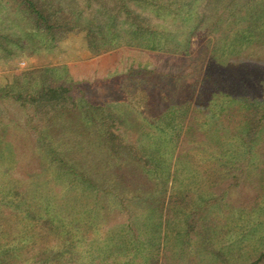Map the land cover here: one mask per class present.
Listing matches in <instances>:
<instances>
[{"label":"trees","instance_id":"1","mask_svg":"<svg viewBox=\"0 0 264 264\" xmlns=\"http://www.w3.org/2000/svg\"><path fill=\"white\" fill-rule=\"evenodd\" d=\"M222 24L232 34L231 53L246 51L251 61H227L220 56L221 52L212 49L206 50L208 62L197 65L195 62L203 51L193 53L194 39L204 40ZM72 32L84 34L93 55L131 46L187 57L189 62L183 71L197 75L202 87L199 93L205 91L209 96L208 105L201 107L202 101L195 102L193 97L188 106H183L177 97L168 94L143 98L140 102H132L131 98L130 102L125 99L127 103L122 98L98 101L85 86L88 82L74 79L66 66L16 73L12 82L0 87V101L10 100L22 108L26 125L40 136L58 180L69 185V193L82 188L90 194L99 191L112 194L131 214L122 235L110 234L105 242L93 243L106 260L99 264H209L205 259L210 242L207 237L202 240L197 237L201 236L199 231L207 211L218 203L219 197L203 200L186 219L179 221L178 230L173 232L172 219H165L163 227L162 219L154 218L159 206L175 215L169 201L167 204L164 197L149 192L144 177L139 182L132 180L124 168L129 165L126 159L131 158L143 174L158 172L162 160L150 156L143 148V132L156 139V130L177 137L183 129L187 136H192L191 132L198 128L207 139L200 142L205 150L219 131L208 127L209 118L216 124L214 118L219 115L242 128L237 136L239 154L263 153L264 0H0V61L14 57L15 49L24 45L52 48ZM208 45L202 44V48L207 49ZM191 104L192 121L187 124ZM205 111L209 113L201 120L200 113ZM71 125L95 136L97 141L91 147L109 154L105 172L60 153L56 142L61 139L57 134L64 130L79 132ZM130 132L136 136L132 141L125 136ZM220 135L225 142L224 134ZM155 141L159 143V139ZM239 176H235L234 186L240 185ZM96 203L98 206L97 198ZM97 206L87 207L84 213L88 216L84 218L71 212L72 227L77 230L85 218L101 215ZM141 210L148 212L152 221L142 224ZM68 232L65 249L59 252L64 264H97L94 252L89 254L91 260L87 263L82 260L78 245L82 236L70 229ZM172 239L178 240V244L173 245ZM114 253L118 256L107 262ZM251 264H264V246Z\"/></svg>","mask_w":264,"mask_h":264},{"label":"rangeland","instance_id":"2","mask_svg":"<svg viewBox=\"0 0 264 264\" xmlns=\"http://www.w3.org/2000/svg\"><path fill=\"white\" fill-rule=\"evenodd\" d=\"M229 31L222 24L204 40L196 37L192 51L203 53L195 63L206 64V50L212 49L221 52L220 56L227 61L249 63L251 59L246 51L231 53L232 34ZM207 43L208 48L203 49L202 44ZM188 62L187 57L131 46L93 55L84 34L72 32L52 48L41 44L17 47L14 57L0 61V87L12 82L18 72L66 66L74 79L88 82L85 86L98 101L122 98L127 103L125 99L129 98L130 102L131 98L132 102H140L143 98L168 94L177 97L181 105L188 106L194 97L195 102L200 99L201 107H205L209 96L205 91L199 93L202 87L197 75H187V71H183ZM171 71L176 73L164 75ZM190 106L191 117L194 105ZM208 113H200V119L204 120ZM190 117L187 124L192 121ZM214 120L217 125L209 118L208 127L219 131L217 136L212 134L213 144L206 143L205 150L200 142L207 139L198 128L191 132L192 136H187L183 129L179 138L171 136L173 133L156 130L154 136L159 139L158 144L154 137L143 132V148L150 156L162 160L157 162L158 172L143 174L131 158L126 159L129 165L124 172L130 173L128 177L136 182L144 177L149 192L164 197L167 204L169 201L175 215L170 209L162 210L159 206L154 218L162 219L163 227L165 219H172L173 232L178 230L179 221L186 219L203 200L219 197L218 203L207 211L199 231L201 236L197 237L201 240L207 237L210 242L205 260L209 264H251L264 246V151L257 155L239 154L237 136L242 128L228 123L221 115ZM26 124V114L17 103L0 101V264H64L65 259H60L59 252L65 249L68 229L82 236L78 244L82 260L87 263L91 260L89 254L94 252L99 264L105 259L93 243L105 242L110 234L122 235L131 214L112 194L105 195L101 191L90 194L82 188L69 193V185L58 180L57 170L50 163L40 136ZM71 126L79 132L64 130L57 134L61 139L56 142L60 153L93 165L101 170L100 173L105 172L109 154L91 147L97 141L95 136H89L77 125ZM219 134H224L225 142ZM125 136L130 141L136 138L134 132ZM262 139L264 148V136ZM237 175L241 176V183L234 186ZM175 179L178 180L173 184ZM93 204L100 209L101 215L85 218L77 230L72 227L71 212L84 218L88 216L85 209ZM139 214L142 224H147L149 219L152 221L148 212L141 210ZM172 244H178V240L172 239ZM117 256L114 253L107 262L111 263Z\"/></svg>","mask_w":264,"mask_h":264}]
</instances>
